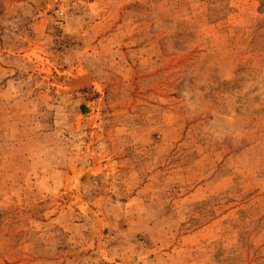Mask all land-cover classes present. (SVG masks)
<instances>
[{
	"label": "rangeland",
	"instance_id": "1",
	"mask_svg": "<svg viewBox=\"0 0 264 264\" xmlns=\"http://www.w3.org/2000/svg\"><path fill=\"white\" fill-rule=\"evenodd\" d=\"M0 264H264V0H0Z\"/></svg>",
	"mask_w": 264,
	"mask_h": 264
},
{
	"label": "bare ground",
	"instance_id": "2",
	"mask_svg": "<svg viewBox=\"0 0 264 264\" xmlns=\"http://www.w3.org/2000/svg\"><path fill=\"white\" fill-rule=\"evenodd\" d=\"M81 80H86V78H84V77H83ZM83 180H85V177H84V178H82V181H83Z\"/></svg>",
	"mask_w": 264,
	"mask_h": 264
}]
</instances>
